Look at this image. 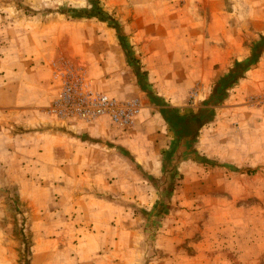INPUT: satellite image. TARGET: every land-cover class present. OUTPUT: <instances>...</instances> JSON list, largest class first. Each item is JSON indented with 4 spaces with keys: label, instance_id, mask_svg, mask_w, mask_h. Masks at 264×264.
Returning <instances> with one entry per match:
<instances>
[{
    "label": "rangeland",
    "instance_id": "1",
    "mask_svg": "<svg viewBox=\"0 0 264 264\" xmlns=\"http://www.w3.org/2000/svg\"><path fill=\"white\" fill-rule=\"evenodd\" d=\"M149 51L168 75L211 78L187 92L204 113L167 110L156 172L135 122L50 109L73 65L138 99L136 121ZM261 60L264 0H0V264H264V74L241 83Z\"/></svg>",
    "mask_w": 264,
    "mask_h": 264
},
{
    "label": "crops",
    "instance_id": "2",
    "mask_svg": "<svg viewBox=\"0 0 264 264\" xmlns=\"http://www.w3.org/2000/svg\"><path fill=\"white\" fill-rule=\"evenodd\" d=\"M194 16L196 14H199V12L193 13ZM197 25V24H196ZM197 38L194 40V42H203V36L199 33L195 34ZM153 58L159 59V56L156 55V52L149 51L147 52L145 56V60L147 63L146 67L144 69L147 70V75L145 79V83L141 85V101L146 100L145 107L141 108V112L138 115L136 121H135V128L134 131L136 132L134 134V137L137 138L139 135L141 136V150L143 153L140 154L139 160H141L142 163H147V166L149 169L153 172L157 171V167L159 163L162 161V155L161 152L166 146L165 144L167 142L171 143L170 140H176L174 137H172V132L169 131V128L167 126L170 124H167L166 121H169L170 119H167L168 111L169 109H172L173 111L185 113L187 115L193 116L195 114L204 113L202 112L203 106L199 105V107H192L190 108L187 105V92L189 88L196 82L197 80H200L203 82V85L205 89H207L208 82L211 80L209 77V67H204L203 65L197 66L193 64L190 66V70L187 72L185 77H176L174 74L170 73L169 75L167 72L169 71L168 68L161 69L163 65L160 64V66H156L154 64ZM158 62L160 63L161 60L159 59ZM256 66L253 67L250 70V73H247V78H243L241 81L242 84H246L249 87L251 85L256 86L257 85V78L260 74H264V60H261L259 62H256ZM168 70V71H164ZM255 72V73H254ZM146 87L151 91L155 92L157 96L164 99L165 102L155 105L149 100V91L146 90L144 87ZM243 86V85H242ZM208 91H205V97L210 98V96H213V92L209 95H206ZM232 96V94H231ZM226 102V101H225ZM228 106V105H227ZM184 116V115H183ZM182 116V118H183ZM179 118V117H178ZM176 118V119H178ZM209 125V123H206ZM186 140L191 138L193 136L194 132V125L193 121L191 125H186ZM190 126V127H188ZM182 128V127H181ZM206 128V127H205ZM223 130L221 125H216V130ZM184 135V134H181ZM201 138L205 141L208 140L209 133L207 132H201ZM179 137V136H178ZM147 139L146 142H143V139ZM150 140H153L150 142ZM164 144H162V142ZM210 141V140H208ZM148 142L151 143V147L153 148V156L148 155V147L144 148L146 145H148ZM167 147V146H166ZM184 161V160H183Z\"/></svg>",
    "mask_w": 264,
    "mask_h": 264
},
{
    "label": "built area",
    "instance_id": "3",
    "mask_svg": "<svg viewBox=\"0 0 264 264\" xmlns=\"http://www.w3.org/2000/svg\"><path fill=\"white\" fill-rule=\"evenodd\" d=\"M60 78V88L50 107L56 115L82 120L103 117L123 127L135 122L140 109L138 99L118 100L96 91L73 65H64ZM252 99L264 108V86Z\"/></svg>",
    "mask_w": 264,
    "mask_h": 264
}]
</instances>
